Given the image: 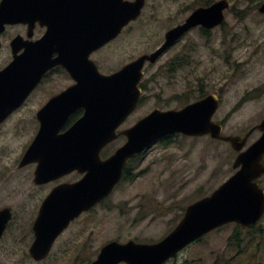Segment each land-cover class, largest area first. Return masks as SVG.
I'll use <instances>...</instances> for the list:
<instances>
[{
  "label": "rangeland",
  "instance_id": "obj_1",
  "mask_svg": "<svg viewBox=\"0 0 264 264\" xmlns=\"http://www.w3.org/2000/svg\"><path fill=\"white\" fill-rule=\"evenodd\" d=\"M215 1L147 0L142 17L96 58L106 71L118 70L155 51L169 29L184 22L195 9ZM263 1L230 0L236 13L226 14L222 30L210 38L192 32L158 63L147 64L144 99L131 121L156 108L178 109L199 100L198 88L192 84L201 80L209 84V91L217 86L223 89L215 120L224 122L225 135L242 136L260 124L264 119V16L257 8ZM167 66L188 67L179 73L176 83ZM189 82L191 86L185 88L184 83ZM16 123L9 121L0 132V209L33 206L38 200L29 196L33 185L30 169L18 168L27 136L14 133L10 126ZM258 137L259 133H253L248 144ZM172 139L168 145H155L136 164L134 182L124 184L112 200L96 210V252L110 238L127 235L122 228H136L134 232L143 239H160L176 227L188 205L211 194L234 174L237 153L228 143L210 137ZM235 228L230 224L212 232L170 264H264V226L255 237L249 229H240L239 240H231Z\"/></svg>",
  "mask_w": 264,
  "mask_h": 264
},
{
  "label": "water",
  "instance_id": "obj_2",
  "mask_svg": "<svg viewBox=\"0 0 264 264\" xmlns=\"http://www.w3.org/2000/svg\"><path fill=\"white\" fill-rule=\"evenodd\" d=\"M109 5L118 11L116 14L113 12L110 17L112 28L107 33L108 38H102L96 48L104 45L105 38L106 42L109 41L124 25L137 19L145 0L124 3L122 0H111ZM228 6L227 1H219L208 8L197 9L184 25L167 33V40L162 49L151 56H142L111 76L102 75L96 66H91L90 81L79 85L76 92L73 89L67 94L73 96L79 93L80 100L69 103L86 109L84 118L69 132L59 135V130L69 116L66 114L58 118L61 113L56 105L58 102H64V99L51 101L44 110L51 114L44 118L39 117L42 127L21 164L23 166L31 161L39 163L36 182L44 181L43 178L52 180L75 169H87L88 165L76 155L80 151L79 144L86 143L88 145L86 150L93 149V145L96 147V150H91L95 152L96 162L90 175L87 174L80 183L57 189L58 191H54L45 202L44 206L49 208L46 215L51 217V222H55L57 217L63 214L76 217L83 210L105 198L120 180L126 160L167 135L183 134L193 137L210 135L213 139L230 143L239 152L255 129L262 132V136L236 158L233 167L239 168L238 172L210 196L191 204L178 226L163 241L154 245H121L114 242L104 247L92 264H118L123 260H127L129 264H163L188 245L223 225L235 222L246 227L256 223L262 216L264 192L258 189L254 180L264 173V166L261 163L264 155V120L242 137L224 136L223 126L212 120L218 107L215 97H208L180 111H154L129 131L127 144L113 158L106 162L98 159L99 148L113 139L112 134L116 127L133 111L139 101L141 90L138 84L143 76L142 69L146 60L155 62L170 45L195 26L212 28L219 25ZM259 11L264 14V3ZM119 19L121 25L117 26ZM51 65L45 63L42 72L50 69ZM67 68L73 72L72 66ZM5 74L0 75V125L24 99L23 93L18 95L20 100L15 99L9 84L3 83L8 80V75ZM23 80H14L11 86L16 88L22 86L30 90L38 81L35 80L30 86ZM88 96L93 98L87 99ZM55 197L58 200L56 202ZM10 217L9 210L0 212V237ZM33 254L37 255V251Z\"/></svg>",
  "mask_w": 264,
  "mask_h": 264
},
{
  "label": "flooded vegetation",
  "instance_id": "obj_3",
  "mask_svg": "<svg viewBox=\"0 0 264 264\" xmlns=\"http://www.w3.org/2000/svg\"><path fill=\"white\" fill-rule=\"evenodd\" d=\"M102 1L103 5L96 2V0H0V74L10 68L8 73L10 80L24 77V80L30 85L39 78L38 83L30 89L20 105L0 128L1 132L7 122L17 120L15 127L10 126L15 131L14 133L26 136L30 134L32 136L22 146L23 154L39 132L40 123L37 117L40 112L52 99L61 96L70 87L76 85L75 76L68 71L66 66H73L77 77L86 75V71H82L79 66H95L91 61L100 69L104 64L96 56L105 53L107 47L123 37L131 27V25L125 27L114 41L96 51V41L102 38L101 29L111 30L112 21L110 17H112L113 12L116 14L118 11L112 9L110 5L106 7L107 0ZM17 6H21V8ZM235 10L236 8L230 2L227 12H233L234 14ZM100 15L103 17L97 18ZM224 26L225 22L213 29L196 27L184 35L171 49L178 47L179 42L181 43L183 38L192 32L197 31L201 36L204 35V37L210 38L215 32L222 30ZM97 33L99 34L98 39H96ZM187 56H185L184 65H186ZM46 60H51L54 65L43 74L42 69ZM125 65L127 64L122 66ZM187 67L167 66V70L170 71L171 78L177 83L179 82V73ZM213 67L217 68V66ZM115 71L117 70H107L105 74L109 75ZM199 82V84H192L194 89L195 87L198 88L195 89V93H198L199 100L209 95H216L221 104L223 89L217 86L209 91V84L201 80ZM188 85L191 86V82L184 83L185 88ZM23 90H25L23 87L16 88L14 97L17 99V95ZM72 108L73 111L63 131L69 129L83 115V110ZM138 109L117 129L118 137L101 150L102 160L109 158L125 144L127 138L123 132L135 124L127 125ZM255 133H259V137L261 136L260 131ZM252 143L247 144L245 148ZM148 152L127 162L124 178L127 176L131 179L136 178L134 173L136 164H140L142 157ZM262 164L264 165V157ZM27 167L31 168L30 181L33 182L29 196H37L38 200L32 203L33 206L10 207L12 218L0 239V264H89L94 261L97 257L95 249V213L98 206H104V202L79 214L66 225H64V218L61 217L62 223L58 225V228L62 227V229L58 235L48 229L50 224L37 223L41 205L53 188L63 184L78 183L85 174L75 171L57 181L37 185L34 183V172L37 165L31 164L19 168L18 164L19 169ZM256 181L259 187L264 190V174L259 176ZM7 207L9 206L0 210ZM263 226L264 215L258 223L244 229L254 232L255 237L259 235L258 231L263 230ZM122 230L128 232V234L114 236L107 240L104 246L113 241L123 244L152 242L143 239L140 234H136L134 232L136 228L134 227L122 228ZM38 239L44 245L52 241L46 256L36 257L37 255L33 254L38 248L35 246ZM44 245L40 254L44 252ZM174 260L171 259L165 264H170Z\"/></svg>",
  "mask_w": 264,
  "mask_h": 264
}]
</instances>
